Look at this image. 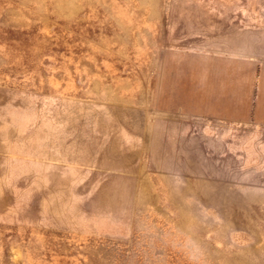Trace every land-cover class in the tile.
Returning a JSON list of instances; mask_svg holds the SVG:
<instances>
[{
    "label": "rangeland",
    "instance_id": "374dc122",
    "mask_svg": "<svg viewBox=\"0 0 264 264\" xmlns=\"http://www.w3.org/2000/svg\"><path fill=\"white\" fill-rule=\"evenodd\" d=\"M258 80L264 0H0V264H264Z\"/></svg>",
    "mask_w": 264,
    "mask_h": 264
},
{
    "label": "crops",
    "instance_id": "0c3cea01",
    "mask_svg": "<svg viewBox=\"0 0 264 264\" xmlns=\"http://www.w3.org/2000/svg\"><path fill=\"white\" fill-rule=\"evenodd\" d=\"M252 87L253 91L246 96L235 94L220 98V108L216 109L212 118L221 122L250 123L264 127V84L261 88L258 80Z\"/></svg>",
    "mask_w": 264,
    "mask_h": 264
}]
</instances>
